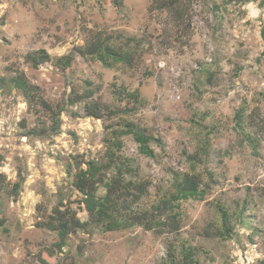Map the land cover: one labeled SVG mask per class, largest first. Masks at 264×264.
<instances>
[{
    "label": "rangeland",
    "instance_id": "obj_1",
    "mask_svg": "<svg viewBox=\"0 0 264 264\" xmlns=\"http://www.w3.org/2000/svg\"><path fill=\"white\" fill-rule=\"evenodd\" d=\"M263 2L179 0L178 20L173 12L152 10V0H121L120 8L112 0H0V79L24 74L52 105L83 92L86 81L99 87L95 98L113 108L124 106L114 98L116 86L139 91L143 107L126 120L160 144L149 143V158L131 136L121 139L117 155L132 167L126 179L148 184L133 210L169 202L185 173L198 175L206 190L202 200L180 203L176 227L167 208L159 216L164 225L152 231L105 232L91 223L48 257L45 249L57 236L39 223L56 205H70L80 222L88 221L62 161L83 156L107 163L113 139L105 127L115 122L85 118L78 104L66 106L59 134L22 137L20 123L31 126L34 118L21 94L0 83V173L11 182L19 173L23 178L16 200L0 195V264H39V254L52 264H168L182 245L194 248L200 264L264 262ZM95 34L133 49L134 65L105 68L79 56L68 69L56 63ZM39 50L51 60L35 69L26 56ZM240 109L243 132L235 128ZM215 202L231 215L229 239L215 235Z\"/></svg>",
    "mask_w": 264,
    "mask_h": 264
},
{
    "label": "trees",
    "instance_id": "obj_2",
    "mask_svg": "<svg viewBox=\"0 0 264 264\" xmlns=\"http://www.w3.org/2000/svg\"><path fill=\"white\" fill-rule=\"evenodd\" d=\"M178 2L179 0H152L151 8L159 12H173L176 19L180 20L182 11ZM112 3L115 7L120 8L121 6V0H112ZM261 38L264 44V24L261 29ZM130 41L132 39L127 42ZM261 55L264 57V50ZM75 56L97 61L105 68H112L115 65H124L130 68L135 62L133 49L117 47L113 45L111 36L101 34H95L91 41L81 47H74L69 55L60 57L56 63L62 69H68L71 67ZM26 60L33 68L38 69L39 66L49 62L51 58L45 50H39L28 54ZM0 83L21 94L25 100L27 112L34 118L31 126L26 121L20 123V136L22 137L44 139L59 134L62 127V115L66 106L74 107L78 104L82 105L85 118L115 122L109 123L105 127L113 139L110 141L113 150L109 147V151L105 154L108 157L107 163L83 156L74 157L72 162L69 160L62 161L66 174L70 178V185L80 197L78 202L87 213L88 221L80 222L70 205H63L62 202L56 205L48 215L47 220L39 223V228L53 232L57 236V242L52 244L51 248L45 249L48 257L62 253L67 246V239L70 234L76 229H85L91 223L105 232L126 231L136 226L152 231L164 225L162 222L159 223V216L163 209L167 208L172 225L176 227L180 214L175 210L179 209L180 203L190 199L202 200L204 198L206 190L201 188L202 182L199 176L185 173L182 177L177 178L173 188L174 193L169 196V202H160L152 208V211L138 212L131 208L133 203H137L146 195L148 184L126 179L125 176L132 172V167L128 159L117 155L122 148L121 139L124 136H131L139 145V152L149 158L154 157L153 151L148 147L149 143L157 142L160 144L158 139L146 135L144 130L126 120V117H131L143 107V100L138 90L129 91L126 87L116 86L113 89L114 98L120 104L123 103L124 106L113 108L98 101L95 97L100 92L99 87H92V83L86 81L83 92L72 91L64 104L52 105L42 97L39 87L31 84L22 73L9 78L7 81L0 79ZM72 116L77 117V114L72 113ZM234 120L235 128L243 132L242 109L235 113ZM205 146L208 147L207 142ZM202 151L205 155L204 148ZM110 172L111 175L108 174ZM22 184L23 178H21L20 173L18 179L13 182L7 180L5 174L0 173V195L5 194L16 200L22 190ZM166 203L169 205L166 206ZM214 209L218 215L215 235L221 239H229L234 230L231 215L220 202L214 203ZM244 209L245 207L242 211ZM121 210L125 213H122ZM242 211L241 215L243 214ZM155 218H158L157 222ZM246 221L243 220V222ZM37 260L39 264H52L47 257L41 254ZM168 264H200V262L194 248L182 245L180 254L171 255ZM259 264H264V262Z\"/></svg>",
    "mask_w": 264,
    "mask_h": 264
}]
</instances>
